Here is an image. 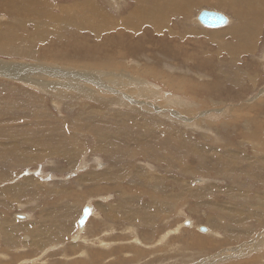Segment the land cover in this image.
Segmentation results:
<instances>
[{
	"label": "rangeland",
	"instance_id": "374dc122",
	"mask_svg": "<svg viewBox=\"0 0 264 264\" xmlns=\"http://www.w3.org/2000/svg\"><path fill=\"white\" fill-rule=\"evenodd\" d=\"M47 1L64 6L84 0ZM94 1L114 18L124 16L133 6L132 0ZM198 2L187 22L168 16V20L165 18L168 25L160 31L142 24L100 35L91 30L64 28L61 42L56 44L57 51L50 57L53 66L47 63L49 57L42 60L53 67L49 71L52 76H46L45 69L41 74L44 77L36 79L34 84L29 83L30 76L18 79L0 73V104H4V99L6 103H20L22 149L18 157L33 158L12 170L8 166L0 168V176L6 174L0 178V264H264V152L259 157L255 143L244 140L247 132L255 130L254 125L264 126V0ZM205 9L225 14L228 23L235 26L248 20L243 30L253 29L255 46L244 34L243 42L230 41L231 38L222 34L227 44L216 43L209 35L217 29L204 27L197 19L198 13ZM53 11L54 15L61 13V9L53 8ZM229 24L221 31L228 32ZM196 28L199 37L186 33ZM235 45L240 49L237 53L232 51ZM120 51L128 54L125 57L117 53ZM41 54L47 56L42 50ZM0 59L8 66L23 63L32 68L39 63L16 56L0 55ZM82 65H89L91 70L79 69ZM2 66L1 72L12 74ZM110 66L126 69L134 80L148 82L146 87L150 92L156 91L159 100L148 102L162 104H154L157 109H153L143 103V98L132 95L134 99L130 102L145 107L143 110L149 114L148 121L133 118L136 124L140 122L147 127L142 140L125 124L113 125L111 116L104 112L122 109L120 106L107 104L102 110L97 99L82 94L88 90L99 98L114 100V93L101 92L88 81L79 88L72 84L77 79L63 75L65 71L71 74L78 70L92 75L107 74L111 70L100 69ZM147 67L158 70L154 77L133 72L149 70ZM45 80L52 82L46 93L41 89ZM12 86L16 87L15 91L2 95L1 89L5 91ZM6 93L10 92L6 90ZM0 108V115L10 109ZM250 108L253 111L249 120L253 122L238 113L240 109L243 112ZM158 111L167 115V120H163L170 136L183 132L178 138L184 147L177 165L182 162L185 171H189L187 175L181 172L183 168L169 169L170 163L163 156L157 159L161 163L154 157L151 159L153 154L146 146L138 151L139 156L134 155L135 148L146 137L154 140L159 136L162 126L152 124V118L160 114ZM96 112L103 117L100 119ZM233 113L238 118L231 123L227 118H233ZM90 120L93 127L101 122L107 132L120 134L108 139L100 150L96 149L98 140L87 135L68 140L72 126L79 129L82 121ZM140 123L139 128L143 129ZM7 148L0 141V165L6 159L15 162L16 156L12 157ZM255 157L261 158L260 164L255 163L258 161ZM117 161H122V165L112 164ZM132 166L137 170L132 171ZM140 170L142 175H138L142 173ZM101 176L105 183L123 178L120 184L138 194L133 197L134 202H126L127 207L133 206L132 210L120 208L117 185L101 184ZM233 180H238L241 186L235 187ZM104 185L109 189H103ZM144 190L166 198H147L140 193ZM231 197L237 199L230 200ZM153 201L164 202L160 205ZM87 206L93 212L80 229L78 221ZM140 216L146 218L141 220ZM147 222L150 227L145 226ZM100 241L105 244L100 245Z\"/></svg>",
	"mask_w": 264,
	"mask_h": 264
},
{
	"label": "bare ground",
	"instance_id": "6f19581e",
	"mask_svg": "<svg viewBox=\"0 0 264 264\" xmlns=\"http://www.w3.org/2000/svg\"><path fill=\"white\" fill-rule=\"evenodd\" d=\"M132 1H133L132 8H128L127 13L124 16H121V17L117 16L118 18H114V16H112V14L108 13L103 8H101L96 3L97 1L95 2L94 0H84L82 2L76 3L75 5H64V6H62V5L55 6L47 0H0V15L2 17V18L0 17L1 18L0 19V55H6V56H11V57L16 56V57H21V58H31V59H33V61L43 63L42 65L39 63H36L35 67L28 68L26 66L27 64L24 65L23 63L22 64L19 63L16 65L10 64V66H8V64H3L2 60L0 59V67H1V65H3L2 67L4 69H9V71L12 73V74H9L7 72H4V71L1 72L0 71L1 75H4L3 73H6V75H12V77H15L18 79H19V77L30 76L29 83H31V84H34L36 82V79H38L40 77H44L41 74L44 73L45 69L48 73H44V74L46 76L51 77L52 74L49 71L51 69H53V67H52L53 62H51L50 57H54V54L57 51L56 50L57 49L56 44L61 42V39H62L61 37H62V33L64 31V28L74 29L76 31L91 30L92 33H96V34L100 35L106 31H109L112 29L122 28V29L127 30L130 27L135 28L139 24H142L143 26L144 25H151L155 28V31H157V30L160 31V30H162L163 26L168 25L166 23L168 22L167 20L169 18L167 19L166 17L174 16L178 19L180 17V18L184 19L185 21L189 20L190 19L189 17L191 16L193 9H195V6L196 5L198 6V4H199V2H198L199 0L198 1L197 0H132ZM201 1H204V0H201ZM261 3H263V2H261ZM82 5H83V9H82ZM213 7L214 8L216 7L218 9H223L221 7L219 8L218 6H213ZM53 8L61 9L60 15H54L53 14V12H54ZM165 18L167 20H165ZM197 19H198V16H197ZM246 21H248V20L241 21L242 23H239V25H237V26H235L234 24L228 23L229 24L228 26L231 25V28L229 27L230 30L228 28V32H226L227 30H225V33L223 31H221V29H223L222 27L209 28V29H217V30H220L222 32V33H220L219 31L215 30V32L211 33V35H209V37L210 38L212 37V39H214V40L216 39V43L222 41L226 45L227 44L226 37L231 38L230 41L237 40V42L238 41L243 42L244 41L243 40L244 39L243 34H244L245 36H248L250 38V39L247 38V41L252 40L249 42L253 43V41L256 39V37L254 38V36L252 35L253 33L251 34V31L253 29L251 28L252 29L251 31H249V29L246 31L243 30V26L246 24ZM190 23H191V21H190ZM250 27H252V26H250ZM254 27H255V25H254ZM198 30L199 29H197V28L191 29V30L188 29L186 31V33L196 35L199 37V34L197 33ZM170 31L172 32V30H170ZM55 33H56V36H55ZM215 33H220V34L218 35ZM222 34H225L227 36L224 38ZM210 38H209V40L211 41ZM50 40H52L54 44H49V43H52V42H50ZM249 42H246L247 48H248ZM239 44H238V46H239ZM254 44L255 43H253V45ZM222 45H223L222 43L221 44L219 43L220 47H222ZM231 46H232V44H231ZM236 46L237 45H235L233 47L235 48ZM233 47H232V49H233ZM241 47H243V45ZM226 48L230 49L231 47H226ZM236 48L232 51L236 52V50H238L239 47L237 49ZM250 48L252 49L254 47H250ZM142 49H143V47H142ZM41 50H42V52L45 51L47 56H42ZM244 50L241 49V51H244ZM74 52H77V50H74ZM228 52L230 54H232V56L234 55L230 51H228ZM245 52H248V51H245ZM117 53H119V54L123 53L122 55L123 56L125 55V57L128 54L125 51H120ZM241 54H243V52ZM47 58H48L47 63L49 65L52 64V66H48L46 63H44L45 61H42V60H46ZM112 58H110L111 61H113ZM78 68L82 69V70L87 69L85 71L91 70L90 69L91 67L89 65H82ZM147 68L149 70L144 68L145 72L142 71V69L139 71L134 70L133 72L136 74H140V73H143V74L146 73L147 75L151 74L154 77V73L157 72L158 70L156 68H151V67H147ZM112 69H114V68L111 66L107 67L106 69H100V70H104V71L111 70L107 74L96 73V74L92 75L91 72L87 73V72H82V70L81 71L78 70V71H75L71 74H68V71H65L63 73V75L69 77V79H77V81H73L72 84L76 85L79 88H83L82 84H86L84 82L88 81L89 83L96 85L97 88L101 89V92L103 91L104 93L105 92L114 93V96L116 97V99H114V100H105V99L99 98L97 96V94H95L94 92H88V90H86L82 94L87 95L91 98L97 99L101 103L102 110L107 106V104H112L114 106H120L122 109H119V108H115L114 110L113 109H106V110H104V112H106L107 114H109L111 116V122L113 125L118 127L121 123L125 124V126H127L132 131H134L136 133V135L140 136V138L142 140L144 138V134L146 133L147 127L145 125H142L139 122L143 127V129H140L139 123L136 124L135 122H133V118L136 117L139 121H141L142 119H145L146 121H148L147 118L149 117L148 116L149 114L147 111L143 110L145 107H142V106L138 107V106L133 105L130 102V100L134 99V98H132V95H136V97L140 98V99L143 98L145 100L143 103L146 106L149 104L150 108L152 107L153 109H157L154 106V104H156V105L159 104L158 106H160L162 104L161 103L150 104L148 102V101H152V100L155 102L159 101L157 99V97H155L156 91L150 92L149 87H146L149 85L148 82H146L144 80H138V79H137L138 81L134 80V78H132L133 76L131 74H128L126 69H122V68H118V69H114V70H112ZM155 75H157V74H155ZM107 77H110L111 80H107ZM59 82H53V83L58 84ZM51 85H52V82L46 81L45 84L41 87V89L43 90L44 93H46L50 90ZM67 85L70 89H72L69 84H67ZM134 85H136L138 88L136 89V87ZM15 89H16L15 86H12V88H10V89H9V87H6L5 91L8 90L10 93L5 94V91L3 89H1V91H2L1 93H3L2 95H8V94H11L12 91H15ZM117 90H119V91H117ZM158 93H159V91H158ZM12 94H14V93H12ZM214 102L215 101H212V103H214ZM8 103H6V100L4 99V104L1 103L0 106H3V107L5 106V107L10 108V109H6L4 112H10L14 116L7 115L4 112L0 115V135H1L0 141L6 143V145L8 146L7 152L8 153L11 152V156L12 157L16 156V158L14 159L15 162H12V161L8 162L9 160L6 159L0 165V168L4 169L6 166H8L7 169L12 170L13 168H15L17 166L26 165L27 161H25L23 159V156L18 157L19 151H20L19 136L21 133L20 103L18 101H14L12 103H9L11 105H9ZM140 104H142V102H140ZM134 108H136V111ZM243 108H246V107H243ZM250 109H248V110L244 109L245 111H243V112H240L242 110V109H240V111L238 113L239 114L242 113L243 117H246L249 120V118L252 117L251 112L253 111L252 109L251 110ZM258 110H260V109L258 108ZM158 112L160 114L152 118V124H153V126L157 125V124H160V126H162V129H161V127H159L161 129L160 131L158 129L159 136H155L154 140H152L150 137H146L140 143L138 148H135L137 153L134 152V155L135 154L137 155L138 151H141V150L143 151L144 146H146L147 148L151 149V152L153 154L151 156V159H153L152 157H154V159L157 160L163 156V160L165 159L166 163L167 162L170 163L169 164L170 166L169 165L167 166V167H169V169L181 170L183 168V170H181V172H183V175H187L189 173V171L188 170L185 171L184 167L181 165L182 162H180L179 166L177 165L178 164L177 161H179V160L181 161V155H182L181 153H182V150L184 147L183 142L179 141L178 138L179 137L181 138L180 134H182L183 132H181L179 135H176V136H173V135L170 136L169 134H171V133L169 131V128L166 125V123L164 122V120H167V115L161 114V111H158ZM187 113L190 114L191 112L186 111V114ZM235 113H236V115H238L237 112H235ZM96 114L100 117V119L103 117V116L99 115L97 112H96ZM233 115H234V113H233ZM226 116H228V115H226ZM235 118H238V117H236L234 115L233 118L229 117L227 119L232 123V120L233 119L235 120ZM245 119H243V120H245ZM261 119H262V117H261ZM256 121L257 120L255 119V123H257ZM261 121H263V119ZM150 122H151V119H150ZM204 122L205 121H203L202 123L204 124ZM250 122H253V121L251 120ZM91 123H93V121H91V120L85 121V123L82 121V125L79 129L72 126L73 130L71 129V134L69 133L70 137L68 138V140L69 141H71L72 139L75 140L77 138H80V136H86L87 135L90 138L98 140V146L96 147V149L100 150L102 148V146L106 144V141L108 139H110L111 137H113L117 134H120V133H115L113 131L107 132L105 125L101 122L97 123L95 127H93L91 125ZM174 123H176V122H174ZM146 125H148V124L146 123ZM149 125L151 126V124H149ZM206 125H207V123H206ZM254 129H255L254 131L252 130L250 132H247V136L244 138V140H248V142L255 143L254 144L255 150L256 151L258 150L257 155L261 156L264 152V142H263L264 126H262L261 124L260 125H254ZM87 130L91 132L90 135L88 134ZM67 132H68V130H67ZM155 140L158 141L159 143L154 142V145H153V141H155ZM168 142H170V143H168ZM8 144H11V145H8ZM168 144H171L172 147H169ZM145 153H146V150H145ZM141 154L142 153H140V155ZM147 154H149V152ZM194 154H195V152H194ZM137 156H139V154ZM147 156H149V155H147ZM24 157H27V156H24ZM132 157H133V159H135L134 156H132ZM149 157H147V160L149 159ZM183 157H185V156H183ZM259 157L258 158L255 157L258 160V161H255V163L258 162L260 164L259 159H261V158H259ZM231 160H232V158H231ZM124 162H126V161H124ZM153 162H155V161H153ZM158 162H160V161H158ZM112 164L122 165V161H117V162H114ZM135 166H136V164H135ZM136 167L134 168L132 166L131 170L132 171L137 170ZM167 167H163V168L167 169ZM140 171L142 173L138 174V175L143 174V170H140ZM252 171H253V169H252ZM178 174H179V172H178ZM5 175L6 174H2V176H0L1 180L3 178H5ZM122 179L123 178H119V180L116 182L105 183L103 177L101 176L100 182H101V184L104 183L105 185H113V186L117 185L116 190L118 192H120V194H119V196H120V204H119L120 208L121 209L130 208V210H132L133 206L129 205V207H127V203L129 204L130 200H132V202H134L133 197H137L138 194L135 195L133 192L134 190L132 191L131 188L125 187L124 185L120 184ZM257 179H258V177H257ZM232 182H233L232 184L235 187L237 185L241 186L238 183V180L237 181L233 180ZM105 185L103 186V189L108 190L109 189L108 186H105ZM140 193L141 194L144 193L147 198H150L153 200H164L166 198V197H164V198L157 197L159 194L158 195H152V194H150V192L145 193V190H144V192H140ZM175 194L176 193L173 194V197L174 198L178 197V195L177 194L175 195ZM231 195H233V194H231ZM175 199H177V198H175ZM234 199H237V198H234V197L230 198V200H234ZM127 200H128V202H127ZM137 200H138V198H137ZM161 202H164V201H161ZM161 202L160 201H158V202L153 201V204H160L161 205ZM151 204L152 203H150V205ZM107 215H108V212H107ZM127 216H130V212L127 213ZM132 217H133V215H132ZM144 218H146V217L144 216L143 218H141V216H140L141 220ZM132 219H135V217ZM141 220H139V221H141ZM149 220H150V217H149ZM138 224H140V222ZM145 226L150 227V223L147 222L145 224ZM82 240H84L83 236H82ZM99 244L103 245L105 243L100 241Z\"/></svg>",
	"mask_w": 264,
	"mask_h": 264
},
{
	"label": "water",
	"instance_id": "95a60500",
	"mask_svg": "<svg viewBox=\"0 0 264 264\" xmlns=\"http://www.w3.org/2000/svg\"><path fill=\"white\" fill-rule=\"evenodd\" d=\"M198 20L203 26L207 28L224 27L229 22V18L225 14L218 11L206 10V9L202 10L199 13ZM92 212L93 209L91 207L87 206L84 208L83 214L78 221L80 228H83L85 226ZM21 217L23 218L25 216H21ZM201 230L203 232L206 231L205 228H201Z\"/></svg>",
	"mask_w": 264,
	"mask_h": 264
},
{
	"label": "crops",
	"instance_id": "0c3cea01",
	"mask_svg": "<svg viewBox=\"0 0 264 264\" xmlns=\"http://www.w3.org/2000/svg\"><path fill=\"white\" fill-rule=\"evenodd\" d=\"M19 141H20V147H21V145H22V140H21V138L19 137ZM20 149H22V148H20ZM27 151V150H26ZM29 152V151H28ZM29 159L31 158V156L29 155V157H28ZM27 157H24L23 156V159L25 160V161H27V159H28ZM31 159H33V158H31Z\"/></svg>",
	"mask_w": 264,
	"mask_h": 264
}]
</instances>
